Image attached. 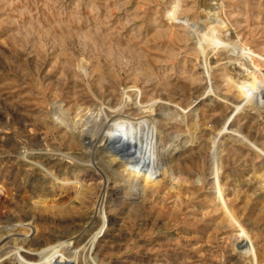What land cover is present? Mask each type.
<instances>
[{
    "label": "rangeland",
    "instance_id": "1",
    "mask_svg": "<svg viewBox=\"0 0 264 264\" xmlns=\"http://www.w3.org/2000/svg\"><path fill=\"white\" fill-rule=\"evenodd\" d=\"M211 1L222 4L218 15L228 20L231 31L264 56V0H0V183L12 193L10 203L0 207V227L8 224L23 233L3 240L1 246L7 248L0 247V264H20L14 262V252L7 253L12 249L38 252L66 240L72 243H61L63 251L57 247L55 254L39 258V264L58 259L57 264H94L85 244L98 228L100 264H264V191L255 177L264 170V157L236 137L227 152L218 148L214 136L229 109L206 97L194 107L199 126L195 139L175 162L179 181L171 186L167 176L147 187L144 201L133 205L110 201L114 191L126 190L110 185L103 200L105 223L83 231L82 242L76 234L82 233L80 221L95 205L94 176L81 173L76 197L82 192V199L75 197L78 203L64 210L58 205L62 197L48 198L72 193L69 174H62L58 161L45 160L56 177L45 180L38 167L15 161L17 152L26 150H78L74 127L97 129L103 119L97 106L119 100L124 86L136 87L145 101L192 108L190 101L201 92L190 79L196 70L193 35L209 13L215 14ZM225 78L231 86L223 87L224 94L241 98L233 66ZM237 122L239 135L248 133L264 142V109L239 112ZM192 123L191 118L180 126L172 123L170 131L187 132ZM226 132L217 138L227 137ZM214 142L219 149L215 164ZM215 173L221 175L230 216L216 206ZM4 231L0 228L1 237ZM246 239L253 252H241L238 245ZM19 254L30 261L24 252ZM34 258L30 262L39 260Z\"/></svg>",
    "mask_w": 264,
    "mask_h": 264
},
{
    "label": "bare ground",
    "instance_id": "2",
    "mask_svg": "<svg viewBox=\"0 0 264 264\" xmlns=\"http://www.w3.org/2000/svg\"><path fill=\"white\" fill-rule=\"evenodd\" d=\"M209 7L212 10H215L213 11L215 14L210 15L209 13L207 18L195 28V35H193V51L196 58V70L192 72L190 79L193 80L194 85L201 92H199V94L190 101V103L193 104L192 108L190 107V109L188 108V111H185L179 106L170 105V103L159 99L145 101L142 99V92L136 87L131 85L130 87L124 86V90L121 89V93L123 91L124 92L120 95L119 100L110 104L107 103V105L99 104V107L97 106L98 110L103 113V119H101L102 122L100 123V126L99 124L95 126L98 127L97 129H92L91 127L94 126L91 125L89 126L90 128H79V126L74 127L75 132H72V138L75 137V139H77L76 141L79 146L78 150L62 151L53 148L50 150H40L41 152L36 150L39 153L29 150H26V152H17L15 161H21L23 163L22 165H25L30 169L38 167L41 173H43L40 174L43 175L42 180H45L46 176H49L50 179H56L53 172H51V169L44 165L47 158L58 161V165L63 167V171L61 168L62 174H69L66 181L68 184L73 185L72 193L66 195H50L51 197L47 196L50 200L62 197V199H58V205L62 207H59L60 209H69L73 206L74 202H77L80 199L82 192H80V196H77V198L76 190L77 186L79 185L80 188L82 183L81 173L87 171L88 175L92 174L91 176H94V180L98 185V188L95 189L93 195L95 197V205L85 213L84 217L80 221L82 233L78 235L76 234L78 237L77 242H82L81 239H83L84 235L83 231L92 229L98 223L104 225L106 218L104 217L102 211L103 200L106 197L105 194L110 185L111 187H118L119 189L120 187H123V190L126 188L123 193H117L114 191L113 194H111L114 196L110 197V201L118 199L127 201L130 204H138L139 202L144 201L147 187H153L155 184L161 183L166 178L168 179L167 176L170 177L169 184L171 186L175 185V183L179 181V178L174 175L175 162L177 157L181 155V152L189 148L187 144H192L193 135H196L199 128L197 114L194 112V107L201 103L205 97L208 98V102L212 104H222L224 107L229 109L228 113L224 115V119L222 118V126L218 130V133L214 136L216 137L215 142L219 144V146L217 144L218 148H220L221 151L226 150L227 152L229 150L228 148H231L234 144L233 141H236V137L237 141L241 140L240 142L243 146H247L249 150H252L255 154L264 157V142L259 141L256 137L248 133L243 136L239 135L242 131V127L237 122L239 112H244L248 109H264V56L256 53L249 46L245 45L243 39L231 31L228 20H224L219 17L218 12L222 8L221 3L217 4L216 2L211 1V3H209ZM230 66H233L236 71L235 82L236 86L241 91L239 94L241 95V98L231 97L225 95L223 92L224 86L228 88L231 86L229 80L225 78L226 70ZM83 68L85 70V67ZM220 78L222 79V82L218 81ZM196 107L198 108V106ZM88 110L89 109H87V111ZM98 118H100V116ZM188 118L193 120L192 130L180 133L170 131L171 127H173L171 126L172 123H174L175 126H180L181 124L187 123ZM98 120L99 119H97V121ZM223 131H227L225 133L227 137H223V135L221 136L222 138L220 137L221 139L217 138ZM232 137L234 138L230 139ZM174 141L175 144H172L171 142ZM215 142L214 149L211 153L213 157V164L217 163L215 161V157L217 151L219 150L217 149V146L215 147ZM38 158H42V160H38ZM122 174L125 176L127 175V178L123 177ZM219 174L220 173H215V175L213 174V177L211 178L213 179L212 186L213 192L215 193L216 206L218 209H222L226 215L230 216L232 210L229 206V199L226 198L224 189L219 182V177L221 176H219ZM255 177L258 181L260 189L263 192L264 170ZM90 179H88V181H92V177ZM199 181L201 182L203 180L200 179ZM236 183L238 182L236 181ZM3 184L0 183V207L4 204H9L10 199H12V193L8 189L9 187L7 188V186H4ZM233 185L236 184L233 183ZM81 191H85V189H82ZM73 193H75V195H73ZM75 197L77 198V201L76 199L75 201L73 200ZM25 199L27 200V198ZM55 204H57L56 201ZM30 222L22 223V225L26 226L30 230L34 228ZM237 225L241 227L239 223H237ZM0 228H4V233H6L5 237L0 236L1 248L6 247L1 246L3 240H10V237L16 238L18 235H23L22 229L11 228L8 224L1 226ZM98 229L99 231L94 233L93 236L91 235L92 238L85 244L87 248L86 251L88 250L90 254H94L92 259L89 257L93 260L94 264H100L96 258V244L99 241L102 230L101 228ZM1 232L3 233V231ZM28 241L29 240H26V237H23V242ZM68 241L69 240L64 242L59 241V244H53V246L46 247L38 252L23 250L21 247L16 251H13L12 247V250L10 249L12 252H7L8 250L5 251L9 254L14 252L13 254L15 256L13 255V259L16 260L14 262L20 264H39L41 260L43 261L44 258L42 257L44 255L55 254L57 247H59L61 243L64 244ZM11 243L14 242L11 241ZM71 243L72 242H70L69 245ZM238 246L243 248L241 252H253L254 250V246L250 244L249 239H246L245 243ZM240 247L239 249H241ZM62 248L59 247L61 250ZM74 250H76V248H74ZM19 252H24L25 256L28 257L30 261L34 257L42 259L37 260V262H30L27 259L21 258L22 255L20 256ZM64 253H66V251ZM51 257L52 256H50V258ZM1 261L2 259H0V263ZM56 262L55 264H57ZM64 263L69 264L66 262Z\"/></svg>",
    "mask_w": 264,
    "mask_h": 264
}]
</instances>
